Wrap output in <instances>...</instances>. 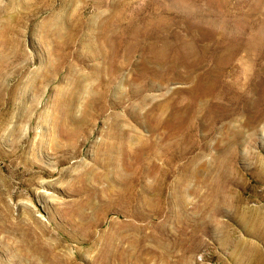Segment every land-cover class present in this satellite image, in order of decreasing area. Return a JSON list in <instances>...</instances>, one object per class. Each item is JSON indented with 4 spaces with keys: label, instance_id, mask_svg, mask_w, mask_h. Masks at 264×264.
Returning a JSON list of instances; mask_svg holds the SVG:
<instances>
[{
    "label": "rangeland",
    "instance_id": "1",
    "mask_svg": "<svg viewBox=\"0 0 264 264\" xmlns=\"http://www.w3.org/2000/svg\"><path fill=\"white\" fill-rule=\"evenodd\" d=\"M173 1L0 0V264H264V0Z\"/></svg>",
    "mask_w": 264,
    "mask_h": 264
},
{
    "label": "bare ground",
    "instance_id": "2",
    "mask_svg": "<svg viewBox=\"0 0 264 264\" xmlns=\"http://www.w3.org/2000/svg\"><path fill=\"white\" fill-rule=\"evenodd\" d=\"M175 1V0H174ZM173 1V2H174ZM183 1V0H182ZM181 1V2H182ZM170 2V1H169ZM172 2V3H173ZM177 2V1H176ZM175 2V3H176ZM184 3H185V1H184ZM183 3V4H184ZM173 7H175V6H173ZM122 16V15H121ZM196 16V15H195ZM209 20H212V19H209ZM8 21V20H7ZM54 21H55V18H54ZM200 22L203 24V26L205 25V26H213V25H211L210 23H205V21L203 20H201L200 19ZM50 23V22H49ZM136 24V23H135ZM47 25V24H46ZM51 25V24H50ZM55 25V24H54ZM53 25V26H54ZM189 25V24H188ZM52 26V25H51ZM172 26H174V25H172ZM190 26V25H189ZM56 27V26H55ZM54 27V28H55ZM130 27V26H129ZM134 27V26H133ZM164 27V26H163ZM186 27V26H185ZM192 27V26H191ZM196 27V26H195ZM49 28H50V26H49ZM132 28V27H131ZM166 28V27H165ZM169 28V27H168ZM136 29V28H135ZM185 29V28H184ZM200 29H201V24H200ZM5 30V29H4ZM47 30H48V28L46 29V33H45V35H47ZM57 30V29H56ZM166 30H167V28H166ZM205 30V29H204ZM203 30V31H204ZM45 31V30H44ZM49 31H51V29H49ZM53 31V34L55 33L54 31L55 30H52ZM52 31H51V33H52ZM163 31V30H162ZM173 31V30H172ZM187 31V30H186ZM211 31V30H210ZM58 32V31H57ZM131 32L133 33V29L131 30ZM201 32V31H200ZM206 32V31H205ZM212 32V31H211ZM50 33V32H49ZM50 33V34H51ZM111 33V32H110ZM263 33V32H262ZM50 34H49V36H50ZM52 34V35H53ZM57 34H59V33H57ZM113 34H114V32H113ZM127 34V33H126ZM205 34V33H204ZM259 34H261V32L260 33H258V35ZM44 35V34H43ZM51 35V36H52ZM112 35V34H111ZM177 35V34H176ZM207 35V34H206ZM213 35H214V33H213ZM61 36V35H60ZM117 36V35H116ZM118 36H119V34H118ZM122 35H120V37H121ZM131 36V35H130ZM164 36H165V34H164ZM189 36V35H188ZM187 36V37H188ZM53 37H56L58 40H59V37H57V36H53ZM107 37V36H106ZM105 37V38H106ZM108 37H109V35H108ZM190 37V36H189ZM188 37V38H189ZM212 37H215V36H212ZM8 38V37H7ZM52 38V37H51ZM115 39V37H112V39ZM169 38H171V37H169ZM175 38V37H174ZM187 38V39H188ZM9 39V38H8ZM46 39H47V37H46ZM119 39V38H118ZM117 38H116V40H118ZM173 39V38H172ZM190 39V38H189ZM207 39V38H206ZM212 39V38H211ZM56 40V39H55ZM108 40V39H107ZM179 40V39H178ZM224 40H226V39H224ZM229 40V39H228ZM45 41H47V40H45ZM52 41V40H51ZM54 41V40H53ZM57 41V40H56ZM106 41V40H105ZM128 41H129V39H128ZM170 41V40H169ZM198 41V40H197ZM200 41V40H199ZM237 42H238V40H236ZM3 42V41H2ZM6 42V41H5ZM9 42V41H8ZM55 42V41H54ZM112 42H113V40H112ZM120 42V41H119ZM123 42H125V41H123ZM122 42V43H123ZM127 42V41H126ZM192 42V41H191ZM203 42V41H202ZM215 42V41H214ZM230 42V41H229ZM236 42V43H237ZM52 43V42H51ZM60 43V42H59ZM58 43V44H59ZM121 43V42H120ZM172 43V42H171ZM206 43V42H205ZM236 43H234V45L232 46V42H230V44L228 43V45H231V47H229L228 45V51H227V54L225 55V56H220V53H221V51H220V53H219V57L221 58V59H219L218 60V63L220 62L221 64H220V67L217 69V70H215L214 71V75L215 76H219V77H221L222 78V76L224 75V71H226L228 68H229V66L231 65V63H232V60H233V58L235 57V55H237V52H238V50L240 49V47H237V45H236ZM241 43V42H240ZM245 43V42H244ZM52 44H54V43H52ZM57 44V43H56ZM106 44H108V41H107V43ZM117 44H118V41H117ZM117 44H116V46H117ZM125 44H127V43H125ZM177 44V43H176ZM176 44H175V46H176ZM48 45V44H47ZM55 45V44H54ZM66 45V44H65ZM109 45V44H108ZM174 45V44H173ZM197 45V44H196ZM255 45H256V43H255V39H251V38H249L248 40H247V42L245 43V47H246V49H247V51H253V48L255 47ZM53 46V45H52ZM56 46V45H55ZM60 46V45H59ZM114 46V45H113ZM119 46V45H118ZM126 46V45H125ZM170 46V45H169ZM177 46H180V45H177ZM216 46V45H215ZM49 47H51V45L49 46ZM110 47V46H109ZM123 47V46H122ZM173 47V46H172ZM52 48V47H51ZM128 48V47H127ZM215 48V47H214ZM214 48H212V49H214ZM123 49H124V47H123ZM131 49V48H130ZM177 49H178V47H177ZM181 49V47H179V50ZM217 49H219V48H217ZM227 49V48H226ZM54 49H52V51H53ZM56 50H57V47H56ZM116 50V49H115ZM114 50V51H115ZM121 50V49H120ZM125 50H126V47H125ZM128 50V49H127ZM171 50H172V48H171ZM186 51L185 52H183V54H184V57L187 59V54H188V57H190V55H192L193 53H198L196 50H197V48L196 47H194V46H189V47H187L186 49H185ZM114 51H112V52H114ZM132 51V50H131ZM182 51H184V50H182ZM181 51V52H182ZM191 52V54H190V52ZM199 51H200V49H199ZM223 51V50H222ZM246 51V50H245ZM122 52V51H121ZM125 52V51H124ZM176 52H177V50H176ZM176 52H174L175 54H176ZM180 52V53H181ZM201 52V51H200ZM199 52V53H200ZM59 53V52H58ZM105 53V52H104ZM115 53H117L116 51H115ZM119 53V52H118ZM117 53V54H118ZM130 53V52H129ZM162 53H164L163 51H162ZM162 53H160V55L162 56V57H164V55L162 54ZM239 53V52H238ZM246 53V52H245ZM106 54V53H105ZM112 54V53H111ZM123 54V53H122ZM121 54V55H122ZM131 54V53H130ZM130 54H128L129 56H130ZM63 55V54H62ZM116 55V54H115ZM127 55V54H126ZM125 55V56H126ZM172 56H173V54H171ZM181 55V54H180ZM57 56H59V55H57ZM106 56H107V54H106ZM117 56V55H116ZM133 56V55H132ZM183 56V55H182ZM211 56H212V54H211ZM218 56V55H217ZM60 57V56H59ZM111 57V56H110ZM113 57H114V54H113ZM120 57V56H119ZM124 57V56H123ZM179 57V56H178ZM206 57L207 56H205L204 54H202L201 56H198L197 58V63L196 62H193V64L190 66L189 65V67H191V71L190 72H192V71H198L199 69H197V68H199L200 66H201V68L202 67H204V66H206V64H205V62H207V61H205L206 60ZM209 57V56H208ZM61 58V57H60ZM112 58V57H111ZM174 58V57H173ZM182 58V57H181ZM191 58V57H190ZM218 58V57H217ZM113 59V58H112ZM112 59H111V61H112ZM125 59H127V57L125 58L124 57V60ZM146 59V58H145ZM145 59H144V61H145ZM128 60V59H127ZM126 60V61H127ZM130 60V59H129ZM215 60V59H214ZM235 60V59H234ZM116 61H118L117 59H116ZM115 60H114V63L116 62ZM186 61V60H185ZM202 61H204V62H202ZM103 62V61H102ZM184 62V61H183ZM188 62V61H187ZM192 62V61H191ZM186 63V62H185ZM185 63H184V65H185ZM105 64V66H106V63H104ZM112 64V63H111ZM176 64V63H175ZM190 64V63H189ZM52 65V64H51ZM60 65V63L58 64V66ZM182 65V64H181ZM183 65V66H184ZM118 66V65H117ZM116 66V67H117ZM143 66V65H142ZM177 66V65H176ZM51 67V66H50ZM54 67V66H53ZM144 67V66H143ZM143 67H142V69H143ZM175 67V66H174ZM173 67V68H174ZM185 67H188V66H185ZM215 67H217V66H215ZM100 68V67H99ZM104 68H106V67H104ZM139 68V70L141 71V69H140V67H138ZM172 68V69H173ZM184 68V67H183ZM182 68V69H183ZM52 69H54V68H52ZM74 69V68H73ZM103 69V68H102ZM107 69V71L109 70L108 68H106ZM118 69H119V67H118ZM121 69V68H120ZM167 69V68H166ZM171 69V70H172ZM176 69V68H175ZM175 69H173V70H175ZM209 69V68H208ZM216 69V68H215ZM70 70V69H69ZM99 70V69H98ZM98 70H96V72L98 71ZM168 70H170V69H168ZM186 71V70H185ZM207 71V70H206ZM213 71V70H212ZM69 72V71H68ZM109 72V71H108ZM49 74H50V72H48ZM100 72H98V74H99ZM141 73V72H140ZM178 73V72H177ZM204 73V72H203ZM212 73V72H211ZM109 74V73H108ZM159 74V73H158ZM163 74H164V71H163ZM172 74H174V73H172ZM171 74V75H172ZM176 74V73H175ZM188 74V73H187ZM190 74V73H189ZM207 74H209L208 76H207ZM48 75V74H47ZM46 75V76H47ZM121 75V74H120ZM152 75V74H151ZM196 75V74H195ZM213 75V76H214ZM72 76V75H71ZM159 76V75H158ZM176 76V75H175ZM179 77H180V75H178ZM199 76V75H198ZM201 76V78L202 79H208L209 78V76H210V73H206V74H202V75H200ZM44 77V76H43ZM103 77V76H102ZM168 77H170V76H168ZM101 78V77H100ZM99 78V79H100ZM105 78V77H104ZM108 78V77H107ZM120 78V77H119ZM177 78V77H176ZM211 78V77H210ZM45 80H46V78H44ZM56 79V78H55ZM198 79V78H197ZM212 79V78H211ZM214 79H215V77H214ZM48 80V79H47ZM102 80H104V79H102ZM101 80V81H102ZM106 80H108V79H106ZM118 80V79H117ZM200 80V79H199ZM42 81V80H41ZM116 81V80H115ZM120 82V81H119ZM74 83H76V82H74ZM147 83V82H146ZM213 83V82H212ZM216 83V82H215ZM39 84V83H38ZM106 84V83H105ZM112 84V83H111ZM203 84V83H202ZM77 85H78V83H77ZM154 85V84H153ZM41 86V85H40ZM144 86V85H143ZM146 86V85H145ZM209 86V85H208ZM253 86H255V85H253ZM82 87L83 88H85L83 85H82ZM251 87V86H250ZM83 88H82V90H83ZM140 87H138L137 88V90L139 89ZM151 88V87H150ZM206 88H209V87H206ZM117 89H118V87H117ZM120 89V88H119ZM142 89V88H141ZM145 89V88H144ZM199 89H200V87H199ZM253 89V88H252ZM251 89V90H252ZM79 90H80V88H79ZM113 90V89H112ZM197 90V89H196ZM201 90V89H200ZM255 90V89H254ZM118 91V90H117ZM194 93H195V91H193ZM199 92V91H198ZM212 92H213V90H212ZM210 92L208 91V90H205V95H208ZM110 94H111V92H110ZM136 94V93H135ZM196 94V93H195ZM213 93H211V95H212ZM199 95V94H198ZM201 95V94H200ZM203 95V94H202ZM201 95V96H202ZM249 95V94H248ZM121 96V95H120ZM141 96V95H140ZM200 96V97H201ZM264 97V96H263ZM122 98V97H121ZM199 100H200V98H199ZM167 102V101H166ZM165 102V103H166ZM235 102V101H234ZM164 103V104H165ZM197 103V102H196ZM120 104V103H119ZM168 104V103H167ZM167 104H165V105H167ZM250 104V103H249ZM60 105V104H59ZM251 105V104H250ZM253 105V104H252ZM255 105H256V103H255ZM162 106V105H161ZM246 106V105H245ZM61 107V106H60ZM59 107V108H60ZM169 107V106H168ZM197 107H198V105H197ZM255 107V106H254ZM160 108V107H159ZM170 108H172L171 106L169 107V109ZM174 108H176V107H174ZM199 108V107H198ZM162 110H163V108H161ZM167 109V108H166ZM180 109H181V107H180ZM252 109V108H251ZM161 110V111H162ZM176 110H177V108H176ZM198 110V109H197ZM152 111V110H151ZM200 111V110H199ZM61 113V112H60ZM166 112H164V114H165ZM157 114V113H156ZM157 116V115H156ZM161 117V116H160ZM160 117H158V118H160ZM166 117V116H165ZM153 118V117H152ZM30 119H31V117H30ZM149 119V118H148ZM150 120V119H149ZM163 120V119H162ZM185 120V119H184ZM59 121H61V119H59ZM57 123H59V122H57ZM118 123V122H117ZM119 124V123H118ZM156 125H157V123H156ZM156 127V126H155ZM75 135V134H74ZM73 135V136H74ZM136 136V135H135ZM138 136V135H137ZM136 136V137H137ZM125 137V136H124ZM141 137V136H140ZM140 137H137V138H140ZM130 138V137H129ZM136 138V139H137ZM134 140H135V138H133ZM132 139V140H133ZM142 139V138H141ZM144 139V138H143ZM127 140V139H126ZM129 140V139H128ZM131 140V139H130ZM141 141H143V140H141ZM121 142V141H120ZM126 142V141H125ZM130 142H133V141H130ZM129 142V143H130ZM139 142V141H138ZM128 143V144H129ZM135 143H137L136 142V140H135ZM132 144V143H131ZM142 144H145V143H142ZM142 144H140V145H142ZM137 145V144H136ZM147 146V145H146ZM143 150H145V148H142ZM142 151V150H141ZM143 152V151H142ZM147 152V151H146ZM137 154V153H136ZM132 155V154H131ZM140 155H144V154H140ZM137 156H138V154H137ZM142 156H140V157H142ZM132 158H135V156L134 157H132ZM146 158V157H145ZM158 158V157H157ZM144 163V162H143ZM138 164V163H137ZM146 165V164H145ZM138 166V165H137ZM143 169V168H142ZM143 172V171H142ZM151 173V172H150ZM147 175H149V173L147 174ZM154 175V174H153ZM141 176V175H140ZM147 177V176H146ZM137 179V178H136ZM140 184V183H139ZM160 188V187H159ZM143 189V188H142ZM144 190V189H143ZM159 190V189H158ZM138 199L140 198V197H137ZM214 208H215V206H214ZM180 218V217H179ZM254 234H258V235H260L258 232H254ZM258 253V251L256 250V248L255 247H253L252 248V253Z\"/></svg>",
    "mask_w": 264,
    "mask_h": 264
}]
</instances>
